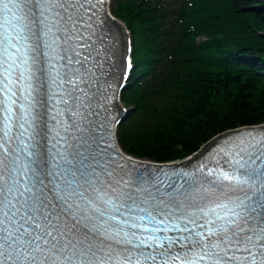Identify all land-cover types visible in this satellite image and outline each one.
Returning a JSON list of instances; mask_svg holds the SVG:
<instances>
[{
  "label": "snow or ice",
  "instance_id": "obj_1",
  "mask_svg": "<svg viewBox=\"0 0 264 264\" xmlns=\"http://www.w3.org/2000/svg\"><path fill=\"white\" fill-rule=\"evenodd\" d=\"M107 5L0 0V264H264V124L188 171L104 146L133 71Z\"/></svg>",
  "mask_w": 264,
  "mask_h": 264
},
{
  "label": "trees",
  "instance_id": "obj_2",
  "mask_svg": "<svg viewBox=\"0 0 264 264\" xmlns=\"http://www.w3.org/2000/svg\"><path fill=\"white\" fill-rule=\"evenodd\" d=\"M197 1L202 15L198 25L210 37L204 44L211 58L208 65L225 73L211 70L209 75H194L183 85L187 96L179 98L178 105L164 109L163 116L152 117L153 124L146 131L123 133L124 147L139 157L185 158L219 133L264 122V76L258 74L264 73V0ZM119 14L135 32L141 22L137 8L124 4ZM148 38L136 36L138 46L144 42L146 55L151 45ZM148 65L143 57V69ZM125 94L128 104H133L145 93L132 87Z\"/></svg>",
  "mask_w": 264,
  "mask_h": 264
},
{
  "label": "rangeland",
  "instance_id": "obj_3",
  "mask_svg": "<svg viewBox=\"0 0 264 264\" xmlns=\"http://www.w3.org/2000/svg\"><path fill=\"white\" fill-rule=\"evenodd\" d=\"M113 1H114V0L111 1V5H112ZM137 122H138V121L131 122L129 125H130L131 127H135V126L137 125Z\"/></svg>",
  "mask_w": 264,
  "mask_h": 264
}]
</instances>
